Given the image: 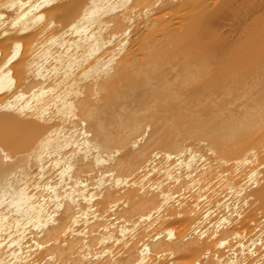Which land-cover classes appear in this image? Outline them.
<instances>
[{
    "label": "bare ground",
    "instance_id": "obj_1",
    "mask_svg": "<svg viewBox=\"0 0 264 264\" xmlns=\"http://www.w3.org/2000/svg\"><path fill=\"white\" fill-rule=\"evenodd\" d=\"M0 264H264V0H0Z\"/></svg>",
    "mask_w": 264,
    "mask_h": 264
}]
</instances>
